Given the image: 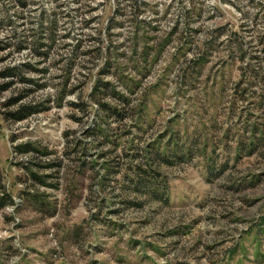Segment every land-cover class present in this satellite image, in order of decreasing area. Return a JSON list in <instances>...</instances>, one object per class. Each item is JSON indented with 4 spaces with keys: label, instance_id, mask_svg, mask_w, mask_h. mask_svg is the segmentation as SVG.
<instances>
[{
    "label": "rangeland",
    "instance_id": "obj_1",
    "mask_svg": "<svg viewBox=\"0 0 264 264\" xmlns=\"http://www.w3.org/2000/svg\"><path fill=\"white\" fill-rule=\"evenodd\" d=\"M119 1L112 22L116 0L27 12L57 18L40 95L70 60L73 91L18 122L0 94V264H264V0H137L136 15ZM98 80L116 94L95 99L124 118L98 110ZM93 125L102 132H85ZM24 141L63 157L47 180L58 188L28 177ZM132 165L156 181L134 186Z\"/></svg>",
    "mask_w": 264,
    "mask_h": 264
},
{
    "label": "trees",
    "instance_id": "obj_2",
    "mask_svg": "<svg viewBox=\"0 0 264 264\" xmlns=\"http://www.w3.org/2000/svg\"><path fill=\"white\" fill-rule=\"evenodd\" d=\"M136 1L131 0V6L133 5L134 10L132 13L134 15L137 14L135 10H139V6H135ZM116 2L117 6L109 19L110 22H112L114 16L120 10V1L116 0ZM43 4L42 0H0V94L4 92L8 93L7 97L1 101L2 106L6 107V110L2 112L5 120H11L12 122L23 121L34 114L47 111L52 104L59 107L62 105L65 96L73 91L71 88L67 89L70 69L73 66L70 60L65 64L64 70L67 75H62L60 82L58 81L54 85V91L52 93H46L44 96L40 95V92L50 84L48 83L49 78L47 77L49 66L46 64V61L52 52L57 18L54 12L45 15L42 8L32 17L27 12L36 10ZM62 4L63 2L59 1L55 4V7H60ZM111 24L109 23L107 25L108 28L111 27ZM74 47L76 50L79 47V43H76ZM98 51L100 50L97 49V53ZM109 86L110 84L108 82L98 80L93 85L89 96L94 98V100H98V110H104L108 116L111 115L120 119L124 118V108L111 107L105 102L95 99L99 94L103 95L107 92H110V94H112L111 92L114 93L113 90L109 89ZM119 99L122 101L123 107H125L128 99L123 96H119ZM68 104L71 107H78L83 110L86 107L85 102L69 101ZM85 132L93 134L102 132V129L98 125H93L86 128ZM16 148L20 153L32 154L31 158L25 164V170L28 177L34 183L58 188L56 182H48L47 180L50 177L53 178L54 175H52V172L56 173L60 168H63V157L56 156L54 151L48 149L46 146L38 145L33 141L18 143ZM81 150L84 153V147H81ZM75 151L76 148L73 147L70 151H64V154L68 158L70 156L69 154ZM189 151L190 149L184 151L181 149V152H173L179 154L178 157L183 158ZM75 161L80 165L81 163L85 164L79 157ZM45 170H49V172L44 173L43 171ZM128 170L134 173L133 178L136 180L134 181L132 178H130L131 181L129 180L134 186H143L145 182L149 184L156 181L155 176L146 168L141 167V165H132L128 167ZM161 187H154L151 189L150 194L155 197L162 195L165 189ZM23 192L30 197L29 201L37 209L43 211L49 209L47 201L40 195L34 193V191ZM1 196L0 208L4 205L1 201ZM9 202L12 203L11 200ZM50 208L54 210L55 206ZM53 213L54 211L51 212V214Z\"/></svg>",
    "mask_w": 264,
    "mask_h": 264
}]
</instances>
